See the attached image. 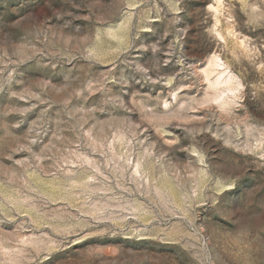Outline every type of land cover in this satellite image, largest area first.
I'll return each mask as SVG.
<instances>
[{
    "label": "rangeland",
    "instance_id": "374dc122",
    "mask_svg": "<svg viewBox=\"0 0 264 264\" xmlns=\"http://www.w3.org/2000/svg\"><path fill=\"white\" fill-rule=\"evenodd\" d=\"M0 264H264V0H0Z\"/></svg>",
    "mask_w": 264,
    "mask_h": 264
},
{
    "label": "bare ground",
    "instance_id": "6f19581e",
    "mask_svg": "<svg viewBox=\"0 0 264 264\" xmlns=\"http://www.w3.org/2000/svg\"><path fill=\"white\" fill-rule=\"evenodd\" d=\"M219 61H220V60H219ZM220 63H221V62H220ZM220 63H217L216 66H219V67H220V66H221ZM221 64L223 65V63H221ZM216 82H217V80H216ZM215 84H216V83H215ZM216 85H217V84H216Z\"/></svg>",
    "mask_w": 264,
    "mask_h": 264
}]
</instances>
